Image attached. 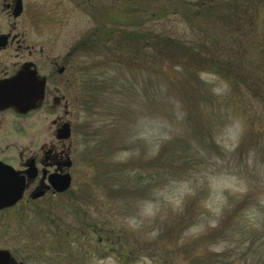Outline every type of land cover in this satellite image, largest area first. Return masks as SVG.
I'll return each mask as SVG.
<instances>
[{"label": "rangeland", "instance_id": "374dc122", "mask_svg": "<svg viewBox=\"0 0 264 264\" xmlns=\"http://www.w3.org/2000/svg\"><path fill=\"white\" fill-rule=\"evenodd\" d=\"M81 1L53 28L69 48L71 185L0 214V249L25 264H264V0L251 35L248 0L203 16L200 0ZM151 33L181 51L156 56ZM201 46L247 78L200 70ZM45 116L26 146L49 138Z\"/></svg>", "mask_w": 264, "mask_h": 264}, {"label": "flooded vegetation", "instance_id": "af4514ba", "mask_svg": "<svg viewBox=\"0 0 264 264\" xmlns=\"http://www.w3.org/2000/svg\"><path fill=\"white\" fill-rule=\"evenodd\" d=\"M72 2L0 0V204L4 205L0 214H22L40 200L68 194L55 191L50 183L54 177L70 175L72 165L69 147L58 138L65 126L71 129L70 122L58 115L65 107L64 115L69 116V101L61 105V89H69V48L58 54L53 28L69 22ZM38 91L41 98L36 101ZM24 103L34 106L21 108ZM41 112L52 116L46 128L49 138L26 146L27 134L40 133ZM0 250L8 251V264H25L9 249Z\"/></svg>", "mask_w": 264, "mask_h": 264}, {"label": "trees", "instance_id": "16d2710c", "mask_svg": "<svg viewBox=\"0 0 264 264\" xmlns=\"http://www.w3.org/2000/svg\"><path fill=\"white\" fill-rule=\"evenodd\" d=\"M213 1L214 0H200V1H198L196 7H198L199 11H197L196 14L203 16L206 13V11L211 9L210 4ZM224 1H226V0H224ZM224 1L217 0V2H219V3H222ZM243 1L244 0H242L241 2H243ZM248 2L251 5V6H249V9L251 10V12H250L249 17L243 23H244V25H246L249 28V35H251L252 33H254V31H256L257 25L254 22V18L256 17V15L259 11L258 6L260 4H262L263 0H248ZM244 4H245V2H244ZM227 15H228L230 24L227 25V27L225 29L226 30L234 29V31L239 32L241 30V25H240L241 22L243 20H245V18L247 17V8H245L242 11V13H240V14L234 13L232 11V12L228 13ZM231 18H232V21H231ZM149 37H150L149 43H148V39H147V45L149 44V46H147V47L154 49V53L156 54V56H162V54H163L162 57H173L176 55L173 52L181 51L179 49H180L182 44L179 40L165 38L162 35H156V34H152V33H151V36H149ZM92 40H94V39L92 38ZM161 46H163L164 48L170 49L169 52H166V53L163 52L161 50ZM208 48L209 47L203 48L201 46V49H202L201 52H197L193 48L188 49L189 51H191L192 58L194 60H197L196 64L201 66L200 70L210 69L212 71L214 70L217 73H222L223 75L228 74V76H231V79H235L236 81L238 79L242 78L243 76L245 78H247V74H244L245 71L243 69H242V71H240L238 73V71L241 68L239 65H234V60L232 58L227 59V60L226 59L222 60V58H221L222 55L220 54L219 50H218L219 51L218 52L217 49L208 50ZM176 60H177V58H176ZM240 60H242V59H240ZM237 62L240 63L238 57H237Z\"/></svg>", "mask_w": 264, "mask_h": 264}, {"label": "water", "instance_id": "95a60500", "mask_svg": "<svg viewBox=\"0 0 264 264\" xmlns=\"http://www.w3.org/2000/svg\"><path fill=\"white\" fill-rule=\"evenodd\" d=\"M41 98V93L38 91V93L34 96L33 99H35L36 101H39ZM34 106L32 104L29 103H24V104H20L21 108H28ZM71 135V129L70 126L69 128L67 126H65V128H63L62 130H60V135L58 136L59 139H64L67 140L70 138ZM51 185L53 186V188L55 189V191L61 193V192H65L66 190H68V188L70 187V183H71V177L70 175H63V176H57L54 177L50 180ZM3 200H0V203L2 204ZM0 204V208L4 207V205ZM10 261V255L8 253L7 250H0V264H8Z\"/></svg>", "mask_w": 264, "mask_h": 264}]
</instances>
